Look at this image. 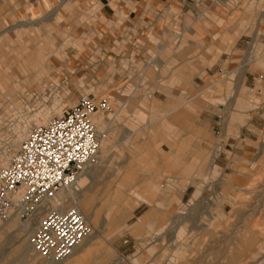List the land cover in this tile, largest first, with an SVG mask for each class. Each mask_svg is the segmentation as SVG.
Wrapping results in <instances>:
<instances>
[{"label":"rangeland","instance_id":"1","mask_svg":"<svg viewBox=\"0 0 264 264\" xmlns=\"http://www.w3.org/2000/svg\"><path fill=\"white\" fill-rule=\"evenodd\" d=\"M59 1L0 0V81L8 78L13 83H8L7 90L2 88L3 92L0 89V155L16 138L21 123L28 121L30 127L44 123L72 106L82 93L106 100L107 109L92 119H101V127L93 124L108 148V153H103L100 144L101 158L95 167H89L99 170L96 188L113 197L118 193L120 209L136 198L143 202L125 219L133 227L114 236L115 251L109 254L104 242H108L105 238L111 233L113 218L101 223L106 211L95 213L90 209L94 207L91 203L87 210L97 219L96 229L92 225L97 238L80 264H264V171L245 190L236 191L229 198V212L223 211L220 197L214 195L207 202L205 198L198 203L196 197H190L192 190L196 192L198 187L201 191L202 187L193 180L196 176L191 172L198 166L194 164L196 160H190L189 146L181 143L179 133L174 148L182 153L184 162L193 164H180L174 172L165 174L152 164L156 161L154 151L140 150L146 135L141 136L139 131L134 138L124 140L126 128L140 129L143 124L147 131L154 129L157 124L150 123L152 116L161 115L175 123L180 111L188 108L183 106L184 110L169 114L183 103L169 100L174 94H195L197 104L210 111L213 89L207 70L220 65L226 55H239V37L244 31L256 29L262 13L259 30L264 27V0H216L207 17L197 22L187 20L182 26V50L176 55L175 64L167 63L165 58L173 54H159L157 48L132 54L129 60L125 54L118 61L109 51L93 50L95 32L88 22L96 18L95 11L82 0H66L56 11ZM192 28L196 35L190 33ZM150 39L156 46L157 41ZM31 52L37 55L30 56ZM155 55L161 64L152 62ZM147 62H151L150 66L145 67ZM131 90L132 97L126 102ZM163 144L168 160L172 148L166 137ZM215 175L214 171L211 181ZM123 179L126 185L121 183ZM82 185L85 187L87 181L82 180ZM180 185L188 187L181 197H175ZM70 207L71 202L67 201L62 209ZM187 207L191 208V215L178 216ZM146 216L150 218L145 219ZM137 227L140 229L135 233ZM244 242L250 243L248 248ZM44 263L47 264H37Z\"/></svg>","mask_w":264,"mask_h":264},{"label":"crops","instance_id":"2","mask_svg":"<svg viewBox=\"0 0 264 264\" xmlns=\"http://www.w3.org/2000/svg\"><path fill=\"white\" fill-rule=\"evenodd\" d=\"M84 1L90 4L91 7L88 8L96 14V18H91L88 22L95 32L93 50L105 53L109 51L115 54L114 59L118 61L125 54L129 60L132 54L146 53L148 50L154 51L157 48L155 50L159 54H173V56L165 57L170 64L178 61L176 55H179L182 50L180 41L183 24L187 20L197 22L200 18L207 17L206 14H211L216 6V0H82V3ZM65 2L66 0L59 1V4L55 6L56 11H59ZM262 17L263 13L257 20L255 30L244 31L239 37L236 50L239 55L233 58L226 55L220 65L215 66L213 70L210 69L211 71L207 70L208 81L212 82L210 88L213 89L210 96V101L213 102L209 107L210 111L203 110L197 104L198 99L195 94H174L169 100L183 103L173 108L169 114L184 107L188 108V110L184 108V111H180L175 123L173 120L166 121L161 115L152 116L150 123L157 124L154 129L149 127L150 130L147 131L146 126L142 124L140 129H135L133 126L126 128L127 131L124 132L125 141L131 137L134 138L139 131L142 133L141 136L146 135L144 146L140 150L149 149L155 152L156 161L152 164L158 168L160 174L174 172L180 164H193L191 161L184 162L182 153L174 148L175 136L179 133L181 143L189 146L190 160H196L194 164L198 166L191 172L196 176L193 180L202 187L201 191L198 187L196 192L192 190L190 197L194 199L196 197L195 202L198 203L205 198L207 202L209 197L215 195L221 199L222 210L228 209V212L229 198L234 196L236 191L245 190L264 171V27L259 30ZM190 33L196 35L193 28ZM149 39L157 41L156 46H153ZM206 47L209 45L206 44ZM33 53L29 55H37L36 52ZM236 59L237 61L234 62ZM136 60L138 59L135 58ZM152 62L162 63L157 55L152 57ZM150 63L147 62L145 67L150 66ZM225 63L227 66H223ZM219 86L223 87V90H220ZM227 87L229 92H226ZM131 93L132 90L127 94L126 102L132 97ZM187 97L190 98L187 99ZM113 100L120 101L118 98ZM201 101L206 102L204 99ZM134 124L137 123L134 122ZM165 137L172 148V154L168 160L165 159L163 150ZM102 145L107 154L106 141L103 144L101 142ZM205 152L206 161H204ZM214 171L215 179L211 181ZM94 174L95 184L87 193L85 201L94 204V207L90 209L97 211L95 213L105 210L106 215H111L108 205L112 202L110 200L112 194L105 193L104 189L96 188L99 170H95ZM121 183L126 185L127 181L123 179ZM187 187L188 185L181 186L175 197H181ZM88 188H91V185ZM224 189L227 193H224ZM141 202L143 199H134L130 202L131 206L129 204L126 212L123 213L122 221L118 225L111 224V233L105 239L110 243L112 250L115 251L112 244L114 236L133 227L130 228L125 219L131 216ZM190 205L191 203L187 206L190 207ZM188 207L178 216L181 218L190 216L191 208L188 209ZM149 218L150 216L145 217V219ZM137 222L140 220L138 219ZM9 224L6 223L0 228V264L44 262L33 252L32 254L31 250L29 255L23 254L24 244H28V235H22L17 226L10 227ZM134 229L137 233L140 227ZM243 245L248 248L250 243L244 242Z\"/></svg>","mask_w":264,"mask_h":264},{"label":"built area","instance_id":"3","mask_svg":"<svg viewBox=\"0 0 264 264\" xmlns=\"http://www.w3.org/2000/svg\"><path fill=\"white\" fill-rule=\"evenodd\" d=\"M107 107L106 100L82 93L60 115L31 126L10 162L0 168V226L13 219L28 222L33 228L28 245L46 262L66 260L91 233L76 207L56 211L52 201L97 164L101 134L92 119Z\"/></svg>","mask_w":264,"mask_h":264},{"label":"bare ground","instance_id":"4","mask_svg":"<svg viewBox=\"0 0 264 264\" xmlns=\"http://www.w3.org/2000/svg\"><path fill=\"white\" fill-rule=\"evenodd\" d=\"M4 77H7V76L4 75ZM18 80L16 82H19ZM9 81H11V80H9ZM8 83L10 84V82H8V78L7 79L4 78V82H2V80L0 81V89L2 90V92H3V89H5V88L8 87ZM11 84H13V83H11ZM20 84L21 83H18V85H20ZM16 87H17V84H16ZM11 88H12V86H11ZM5 90H7V89H5ZM8 90H9V88H8ZM9 91L8 92L11 93V89ZM92 122L96 123L97 125H100V127L102 126L101 119H99V118H97V119L95 118V120H93ZM29 128H30V123L28 121H25V122L21 123L20 128H18V132H17L16 138L9 144L8 147H6L4 149V151L0 155V167H1V165L2 166L3 165L6 166L10 162V160H11L10 158H11V156H13V152L17 149V147L20 144V142H22L25 139V137H26V135L28 133ZM103 153H104V147H103ZM99 155H100V149H99V153H98V159L100 157ZM96 165L91 166V168L92 167H95ZM88 170H90V168L87 169V170H85L79 176V178L77 179V181L75 182V184L73 186H71L68 189L59 191L54 196V199L52 201V210L65 211V210L62 209V207L67 203V201H70L71 202V207L70 208L76 207L83 214V216L85 217L87 223L89 224V226L91 228V233H92L94 231V229H96L95 228V224L97 225V219L95 218V214L94 213L88 212L87 207H89V205L91 203H90V201H85V200H86L87 193L89 191H91V189L93 187V184L95 182V177H94L95 171L94 170L88 171ZM82 180L87 181V185H89V187L91 185V188H87V190L84 191V189H85V187L87 185L84 187V185H82ZM121 187H123V186H121ZM83 193H84V195H83ZM117 194L118 193L115 194V197H113V196L110 197V200L112 202L108 205V208L110 209V211L112 209H113V211L114 210L115 211L111 215L104 216L102 218L101 223L108 222L109 219H110V216L113 218L114 224H117L118 225L122 221V218L121 217L123 216V213L126 212V210L129 207V204L130 203L129 202L128 203H125L124 207H122L120 209L119 206H121V205L118 203L119 196ZM99 196L101 197L100 194H99ZM88 197H90V196H88ZM78 200L81 202L80 204H78ZM130 206H131V204H130ZM70 208H68V209H70ZM131 209H132V207H131ZM126 216H127V214H126ZM123 218H125V217H123ZM9 223H11V224H9ZM18 223H21V225L18 226ZM8 224L10 225V227H16L17 226V228L19 229V231H20V233L22 235L29 234L33 230V228L30 226V224L28 222L22 223V222L18 221L17 219L11 220V222H8ZM92 225H93L94 229H93ZM1 227H2V225L0 226V228ZM91 233L83 240L82 244L77 249H75L74 253L69 258L66 259V260H68V259H71V260H69V262H67L65 264H80L83 261L84 255L87 253V250L91 247V245H93V240L95 238H97V235H96V232L95 231L92 234ZM104 243H107L106 244V247H105V252L109 254L111 251H113L112 250V247H111V245H110L109 242H106L105 241ZM28 246H29L28 244L27 245L24 244V247L22 249L23 254H26V255L28 254L29 255V253H30L29 250H31V249H29L30 247L28 248ZM31 253H32V250H31ZM66 260H64V261H66ZM64 261H61L59 263H50V262H46V263L47 264H60V263L61 264H64Z\"/></svg>","mask_w":264,"mask_h":264}]
</instances>
